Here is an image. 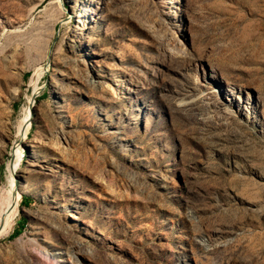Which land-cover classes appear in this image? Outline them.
<instances>
[{
	"label": "rangeland",
	"instance_id": "1",
	"mask_svg": "<svg viewBox=\"0 0 264 264\" xmlns=\"http://www.w3.org/2000/svg\"><path fill=\"white\" fill-rule=\"evenodd\" d=\"M22 123L0 264H264V0H0Z\"/></svg>",
	"mask_w": 264,
	"mask_h": 264
},
{
	"label": "bare ground",
	"instance_id": "2",
	"mask_svg": "<svg viewBox=\"0 0 264 264\" xmlns=\"http://www.w3.org/2000/svg\"><path fill=\"white\" fill-rule=\"evenodd\" d=\"M44 71L43 66L38 68L32 75L35 79L38 73ZM31 96L28 97V102L24 106L23 112L25 113L31 103ZM25 119V118H22ZM25 121V120H24ZM20 126L17 129L15 139L12 142L11 153L14 155L12 160L7 161L5 164V186L0 191V235L7 233L14 225L18 216V206L21 199V187L15 184V172L18 169V152L20 141L24 139L26 133V125ZM20 159V158H19ZM48 257V253H42Z\"/></svg>",
	"mask_w": 264,
	"mask_h": 264
},
{
	"label": "water",
	"instance_id": "3",
	"mask_svg": "<svg viewBox=\"0 0 264 264\" xmlns=\"http://www.w3.org/2000/svg\"><path fill=\"white\" fill-rule=\"evenodd\" d=\"M51 47H52V45L50 46L49 51H51ZM49 61H50V54L48 55V59L46 60V62L43 64L44 70H46V67H47ZM35 95H36V94H32V96H31V100H32V104H31V105H33V100H34ZM31 108H32V106H31ZM31 112H32V111H31V109H30V114H29L28 121L30 120ZM15 184H16V186L18 185V179H17V176H15Z\"/></svg>",
	"mask_w": 264,
	"mask_h": 264
},
{
	"label": "trees",
	"instance_id": "4",
	"mask_svg": "<svg viewBox=\"0 0 264 264\" xmlns=\"http://www.w3.org/2000/svg\"><path fill=\"white\" fill-rule=\"evenodd\" d=\"M23 199H24V200H29V198H27V197H24ZM20 220L23 221V220H24V217H20ZM14 233H19V228L16 227V228L14 229Z\"/></svg>",
	"mask_w": 264,
	"mask_h": 264
}]
</instances>
